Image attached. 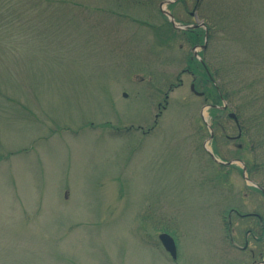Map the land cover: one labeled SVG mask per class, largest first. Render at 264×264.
<instances>
[{"label":"rangeland","instance_id":"rangeland-1","mask_svg":"<svg viewBox=\"0 0 264 264\" xmlns=\"http://www.w3.org/2000/svg\"><path fill=\"white\" fill-rule=\"evenodd\" d=\"M165 1L0 0V264L264 260V0Z\"/></svg>","mask_w":264,"mask_h":264},{"label":"trees","instance_id":"trees-1","mask_svg":"<svg viewBox=\"0 0 264 264\" xmlns=\"http://www.w3.org/2000/svg\"><path fill=\"white\" fill-rule=\"evenodd\" d=\"M207 25V24H206ZM208 26V25H207ZM211 27L208 26V31H209V37L211 35ZM203 30H194V31H187V39L186 41L190 44V45H194L197 43H202L203 40ZM196 62V61H195ZM234 71H239V70H234ZM216 90V96H217V100L221 99H226L229 100V95L228 93L226 94L223 91L222 86L217 85V89ZM251 94V99L248 100V104L250 105L249 107L246 106L247 109H255L258 113H256L257 117L254 118L252 121H250V126L246 125V122L243 121V115H244V110H242L240 112V114L238 113L237 117L240 120V124H241V129L244 131L245 133H248L250 130H257V129H264V105H260L257 103L258 97H256L257 95H261L262 93H264V88L261 90V94H259V92L255 91L253 89V87L249 90ZM216 104V103H214ZM244 108V106H243ZM253 109V110H254ZM215 110V109H213ZM261 137H263V135L261 134ZM264 141V140H263ZM260 142V144L263 145V147H261L259 144L254 145L253 142H255L254 140L251 142L252 148H250V154L251 156L254 157V161H246L245 162V166L247 168V174L249 178H253V174H256L259 170L263 171L264 173V142ZM260 154V158L256 159L257 155ZM263 159V161H262ZM260 186L264 189V182L260 183Z\"/></svg>","mask_w":264,"mask_h":264},{"label":"water","instance_id":"water-1","mask_svg":"<svg viewBox=\"0 0 264 264\" xmlns=\"http://www.w3.org/2000/svg\"><path fill=\"white\" fill-rule=\"evenodd\" d=\"M165 3H171V2H170V1H167V2H165ZM161 10H162V12H163L164 14H166V15L170 18L171 23L175 26V23H174V20H173L171 14H170L169 12L163 10V9H161ZM200 26H204V25H203V24H200V25H195V26H193V27H194V28H198V27H200ZM181 28H185V29H187V28H189V27H188V26H185V27H181ZM205 47H206V43H205L203 46H201L202 49H204ZM225 108H226V105H224V106L222 107V109H225ZM229 117L232 118V119L235 121L236 124H238V120H237L236 115H235L234 113H230V114H229ZM239 136H240V133H239ZM211 156H212L213 159H214L215 161H217L218 163H222V162L216 160L215 157H214L212 154H211ZM227 164L230 165L231 163H227ZM243 171H244V173H246V167H245V166L243 167ZM245 178H246V180H247L248 182H251V181L248 179L247 176H245ZM253 186H255V185H253ZM256 187H258V186H256ZM258 188H259V189L262 191V193L264 194V189H262V188H260V187H258ZM159 239H160V241H161L163 247L165 248V250H166L167 252H169V254L171 255V257H172L173 259H176V245H175V242H174L173 238H172L171 236H169L168 234L163 233V234L159 235ZM261 264H264V261H263Z\"/></svg>","mask_w":264,"mask_h":264},{"label":"flooded vegetation","instance_id":"flooded-vegetation-1","mask_svg":"<svg viewBox=\"0 0 264 264\" xmlns=\"http://www.w3.org/2000/svg\"><path fill=\"white\" fill-rule=\"evenodd\" d=\"M183 0H179L178 2H182ZM200 1V0H199ZM199 4H198V0H197V3L195 4V6H194V10H195V12L198 10V8H199V6H198ZM195 12L194 13H190L192 16H194L195 15ZM195 29H191V30H188V31H194ZM186 33V32H185ZM207 35V36H206ZM205 37H207V40H208V38H209V32H205L204 34H203V40H202V43H197V44H194L193 46H192V48L193 47H195V46H200V45H202L203 43H204V40H205ZM199 63H200V65L204 68V70L206 71V74H208L209 72H208V68H207V65H206V63L205 62H200V61H198ZM184 71H186L187 73H189L190 72V70H187V69H185ZM207 80H209V81H211L212 83H213V78L211 77V76H208L207 75ZM194 79H196V77H194ZM182 85V82L180 81L179 82V85L178 86H181ZM194 86V85H193ZM169 89H170V91H172L174 88L172 87V86H170L169 87ZM216 89V88H215ZM193 90H194V87H193ZM158 107H161V105L159 104L158 105ZM162 108H164V107H162ZM157 116V115H156ZM140 130H142V129H140ZM151 131V129L149 130V131H147V132H143V134H148L149 132Z\"/></svg>","mask_w":264,"mask_h":264}]
</instances>
